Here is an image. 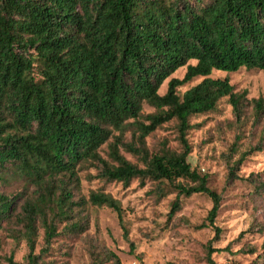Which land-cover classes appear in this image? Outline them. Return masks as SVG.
Returning a JSON list of instances; mask_svg holds the SVG:
<instances>
[{
    "label": "trees",
    "instance_id": "trees-1",
    "mask_svg": "<svg viewBox=\"0 0 264 264\" xmlns=\"http://www.w3.org/2000/svg\"><path fill=\"white\" fill-rule=\"evenodd\" d=\"M181 67L184 77H171ZM240 68L264 69V0H0V183L13 174L35 188L17 214L27 264H44L34 253L36 222L48 244L56 219L73 211L78 167L87 162L106 180L124 185L133 179L189 180L192 185L176 183L174 189L212 200L206 219L216 239L220 195L190 167L187 133L190 118L213 111L223 97L236 121L247 105L255 123L264 120V97L248 102L227 77H211L214 70ZM195 77L202 79L179 94L177 88ZM143 103L154 112L142 114ZM170 120L176 121L181 151L149 154L145 137ZM129 126L137 146L123 142ZM110 138L109 162L99 148ZM119 146L143 167L128 161ZM259 150L258 144L243 152L237 164ZM16 198L0 191V230ZM89 201L109 207L122 223L120 202L110 194L93 192ZM178 208L176 198L169 217ZM219 250L208 243V264H215L211 255ZM262 259L264 264V252ZM7 262L19 264L12 255Z\"/></svg>",
    "mask_w": 264,
    "mask_h": 264
},
{
    "label": "rangeland",
    "instance_id": "rangeland-1",
    "mask_svg": "<svg viewBox=\"0 0 264 264\" xmlns=\"http://www.w3.org/2000/svg\"><path fill=\"white\" fill-rule=\"evenodd\" d=\"M185 71L186 68L181 67L171 77L182 79ZM34 75L38 78L36 70ZM211 77H227L234 92H245L248 102L264 97V69L240 68L229 73L214 70ZM168 79L161 85L160 94L166 91ZM201 79L195 77L179 86L178 93L182 94ZM152 112L154 108L143 103L142 114ZM190 124L187 140L191 151L187 161L192 169L207 176L208 187L220 195L214 220V225L220 229L216 239H213L214 227L206 219L212 200L201 193L178 195L174 189L176 183L192 185L189 180L158 183L147 179L141 184L139 179H133L124 185L106 180L99 169L87 162L78 167L79 183L72 189L73 211L66 218L56 219V235L48 244L44 241L41 222H36L34 253L39 254V261L44 264H208L207 245L212 241V247L221 249L211 255L215 264H261L264 120L255 123L251 106L247 105L242 120L236 121L231 104L223 97L213 111L192 116ZM132 131L130 126L124 131L123 142L137 146ZM111 141L112 138L99 148L101 157L109 162L108 143ZM233 144H236L235 152L231 149ZM258 144L261 150L251 151L237 164L243 152ZM145 148L149 154L163 148L181 151L176 121L163 123L148 134ZM119 152L131 163L143 167L138 156L125 146H119ZM0 191L17 197L15 211L0 230V264H8L10 255L14 262L27 264L28 248L17 214L23 202L34 195L35 188L10 174L0 183ZM93 192L110 194L120 202L122 223L109 207L90 203ZM176 198L179 208L169 217ZM72 223L77 227L73 228ZM225 247L228 249L222 250Z\"/></svg>",
    "mask_w": 264,
    "mask_h": 264
}]
</instances>
